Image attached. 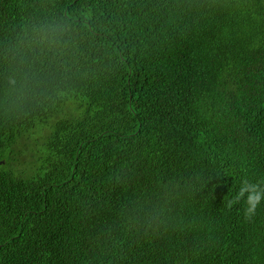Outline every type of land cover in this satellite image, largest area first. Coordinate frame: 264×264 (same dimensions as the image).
Returning <instances> with one entry per match:
<instances>
[{
    "label": "trees",
    "instance_id": "1",
    "mask_svg": "<svg viewBox=\"0 0 264 264\" xmlns=\"http://www.w3.org/2000/svg\"><path fill=\"white\" fill-rule=\"evenodd\" d=\"M243 178L264 0H0V264H264Z\"/></svg>",
    "mask_w": 264,
    "mask_h": 264
},
{
    "label": "clouds",
    "instance_id": "2",
    "mask_svg": "<svg viewBox=\"0 0 264 264\" xmlns=\"http://www.w3.org/2000/svg\"><path fill=\"white\" fill-rule=\"evenodd\" d=\"M44 37L41 38L42 42ZM243 203L242 215L245 220H251L257 211V208L264 203V181L251 182L243 178L235 197L229 201V207L235 203Z\"/></svg>",
    "mask_w": 264,
    "mask_h": 264
},
{
    "label": "rangeland",
    "instance_id": "3",
    "mask_svg": "<svg viewBox=\"0 0 264 264\" xmlns=\"http://www.w3.org/2000/svg\"><path fill=\"white\" fill-rule=\"evenodd\" d=\"M23 160V159H22Z\"/></svg>",
    "mask_w": 264,
    "mask_h": 264
}]
</instances>
